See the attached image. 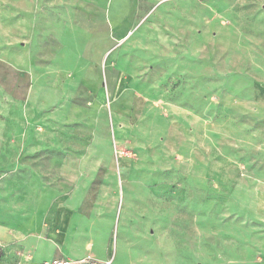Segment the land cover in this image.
<instances>
[{
  "label": "rangeland",
  "instance_id": "obj_1",
  "mask_svg": "<svg viewBox=\"0 0 264 264\" xmlns=\"http://www.w3.org/2000/svg\"><path fill=\"white\" fill-rule=\"evenodd\" d=\"M19 231L39 261L264 264V0H0Z\"/></svg>",
  "mask_w": 264,
  "mask_h": 264
},
{
  "label": "crops",
  "instance_id": "obj_2",
  "mask_svg": "<svg viewBox=\"0 0 264 264\" xmlns=\"http://www.w3.org/2000/svg\"><path fill=\"white\" fill-rule=\"evenodd\" d=\"M27 205L28 207L30 205H32V207L38 206L40 207V210H44L43 209L44 202L41 199L38 201L36 198L35 200H33V202L30 199L29 201H27ZM60 212H61V209L59 208V203H58L57 208L54 211L52 221L55 226H59V227L64 226V224L69 221V220L67 221L65 218L62 219L60 216L61 215ZM35 234H37V232H33L32 235H30L29 239L21 240V238H23V235L19 231V234L16 237L17 238L16 242H14L11 246H7L5 249H3L2 247L0 248V264H40L43 261H48L54 258L72 259L68 257L51 256L50 258L39 261V258H42L44 254L48 255V253L49 254L55 253L54 252L55 250L53 249L44 250L40 248L39 238L36 237ZM28 253H31L32 256L31 255L27 256L26 254ZM83 258L85 257H78V258L76 257V258H73L72 260H78V259H83ZM80 264H91V263L85 262V263H80ZM110 264H112V262Z\"/></svg>",
  "mask_w": 264,
  "mask_h": 264
},
{
  "label": "built area",
  "instance_id": "obj_3",
  "mask_svg": "<svg viewBox=\"0 0 264 264\" xmlns=\"http://www.w3.org/2000/svg\"><path fill=\"white\" fill-rule=\"evenodd\" d=\"M85 262H89L91 264H110L111 263L110 260L96 262L86 257V258L78 259V260H72V259H67V258H54L48 261H43L41 264H80V263H85Z\"/></svg>",
  "mask_w": 264,
  "mask_h": 264
}]
</instances>
